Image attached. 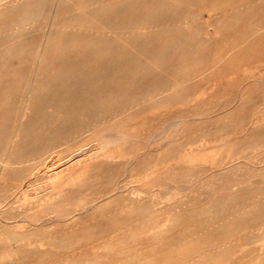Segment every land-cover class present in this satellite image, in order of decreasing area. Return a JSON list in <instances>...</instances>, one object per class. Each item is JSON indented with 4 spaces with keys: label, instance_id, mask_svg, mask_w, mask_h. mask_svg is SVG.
<instances>
[{
    "label": "rangeland",
    "instance_id": "obj_1",
    "mask_svg": "<svg viewBox=\"0 0 264 264\" xmlns=\"http://www.w3.org/2000/svg\"><path fill=\"white\" fill-rule=\"evenodd\" d=\"M52 1L44 0V15L39 21L32 22L34 31L26 36L24 48L19 54L9 59L2 55L4 50L0 53V134L2 118L7 116L8 111L13 113L10 119L12 123H16L18 119L20 121L23 106L34 89L33 80H21V77L27 72L35 73L38 68L36 58L41 55L38 47L46 43L52 28L51 21H45ZM115 1L117 0H92L91 4L103 3L111 6ZM143 1L146 5H151L153 11L144 17L141 26L130 33H108L100 28L103 22L91 23L88 20L81 21L80 25H84V28H77L75 31L68 26L59 27L57 43L51 49H57L60 60L46 70L51 79L60 80L64 75L57 74L61 61L70 59L77 51L81 55L82 52L88 54V36L103 43L116 41L117 38L127 39L129 43L138 40L146 42L143 44L146 47L137 49L138 46L136 48L131 44L133 49L126 47L119 54L111 51L107 56L98 57L89 64L82 74L85 77L90 73L95 75L98 71L104 73L105 68L113 65L120 55L129 58L124 71L116 74L113 79L106 80L105 84L101 83L103 80L95 81L97 83L94 80H90L91 83L77 80V85H82L75 89L77 86L72 80L63 78L59 92L56 93L61 96L67 88H74L70 94H82L80 99L75 98V103L84 100L82 98L87 94L88 98H101L105 102L102 112L117 119L122 129L130 132V137L123 138L116 127L95 132L90 141H94L96 153L106 156L115 153L118 157L115 159L122 161L136 158L128 166L126 163H102L104 168L110 169L108 185L96 180L95 176L86 184H76L73 187L71 185L57 200L50 198L52 192L57 190V183L65 180L64 177L68 175L77 181L74 174L69 173L73 171V166L67 159L77 151L76 143L80 140V134L78 132L70 140L60 139L50 145L42 144L38 155L25 160L17 171L1 177L0 169V228L3 225L12 230L17 228L25 231V235L32 240L56 235L63 241L75 231L84 234L85 241L77 248L65 247L58 253H46L47 257L55 258L59 262H65L67 257L83 259L89 254L98 257L102 254L104 244L112 246L118 243L125 245L127 250L118 252L116 256H127V260L133 255H139L138 260L176 255L175 261L179 264L264 262L261 257L264 255V0H232L226 5L217 4L218 8L214 9L213 15L225 16L230 21L229 29L221 33H216L211 25L207 27L208 31L204 28L198 31L197 27L198 22L210 18V9H205V6L208 7L214 0H166L164 7L158 9L161 10L158 15L153 12L156 10L155 4L161 0ZM2 2L12 9L11 12L0 15V42L5 48L6 45L16 48L23 44L19 39L20 30L9 23L19 13L20 7H15L18 0ZM77 11L72 10L73 16ZM88 27L90 29H86ZM192 27L193 31L190 30ZM184 31L188 33H183ZM203 33L210 40L202 41L199 36ZM115 34L117 37H113ZM149 39L152 40L150 44ZM180 39L183 42H179ZM171 42L177 46L168 55L169 58L157 68L150 66L149 61H156L163 46ZM71 44L78 46L71 49ZM5 67L8 68V74L4 73ZM155 85L156 90L153 87ZM49 89L45 87L41 94ZM137 89L142 92L137 93L136 97L134 93ZM99 92L101 97H97ZM154 107L156 110H152ZM59 109L64 111L61 107ZM140 112L144 116H140ZM172 122L176 130L173 129ZM169 124L171 125L167 127ZM106 139L110 144L107 142L108 146L104 147ZM117 141L120 143L117 144ZM2 150H6L3 144L0 145V155ZM189 150L190 154H187ZM213 154L217 155L216 158ZM55 159L64 168L65 176L53 174V163L57 162ZM154 161L158 166L159 176L155 182V206H152L148 189L150 166ZM140 186L146 191L143 192L144 204L139 216L150 220L153 224L151 226L134 227L112 223L105 227H85L71 226L65 221L50 222V215L55 214L50 213L52 211L63 217L73 216L67 209L69 205H78L80 208L95 201L99 205L111 206L112 217L121 218L128 215L120 213L126 207L114 204L111 199L120 193L130 203L133 201L132 190ZM245 204L254 208L252 215L247 212L229 213L234 208L242 210ZM22 216H27L28 220H24ZM22 222L26 223L22 225ZM98 232H105V235L94 236ZM135 250L139 253L136 254ZM33 254L37 255V252ZM227 258L230 260L225 261ZM134 262L136 261L131 260L123 264Z\"/></svg>",
    "mask_w": 264,
    "mask_h": 264
},
{
    "label": "bare ground",
    "instance_id": "obj_2",
    "mask_svg": "<svg viewBox=\"0 0 264 264\" xmlns=\"http://www.w3.org/2000/svg\"><path fill=\"white\" fill-rule=\"evenodd\" d=\"M229 2H232V0H214L211 5H208V7L206 5L205 9H207V10L210 9V16H209L210 18L208 20L206 19V20H202V21L198 22V25H199V26H197L198 31L199 30L201 31L202 28L207 30V27L209 25H211L212 28L213 29L215 28V30L217 31L216 33L226 32V30L229 29V27H230V21L225 16L213 15V13H214L213 11H214V9L218 8L217 4L221 3V5H222V3H223L224 5H226ZM91 3H92V0L91 1L90 0H86V1L85 0H80V1H77V0H53L51 2L50 12H49L48 16L45 17V21H47V20L51 21L52 28H51L50 36H49L48 40L46 41V43L44 45H40L38 47V50L41 53L40 57L36 58L38 68H37L35 73L27 72V73L23 74L21 77V80H33V82H34V89H32L30 97L28 98V100L26 101V103L23 106L24 111L21 113L22 118L20 119V121H18L19 120L18 119V120H16V123H12L10 119H12L11 116L13 115V113L11 111H8L9 113L7 114V116H4L2 118V134H0V145L3 144L4 147L6 148V150H2V154L0 155L1 177H4L5 175H7L8 173H11L13 171H17L19 165L22 164L25 160H29L32 157L37 156L42 144L44 145V143H45V145H50L55 140H60V139L70 140L72 137L77 136L78 132H79L80 140H78L76 143L77 144L76 145L77 151H74L67 159V162L72 164V166H73V169H72L73 171L71 170L72 172H69V173L74 174L73 177L75 176L77 181L73 180L71 178L72 176L70 177V175H68L66 177L65 176L66 173L64 174V168H62L61 164H59V161H57V159H55L57 162H54L55 160H52L54 162V163L52 162L54 165L52 167L54 170L53 174L59 175V176H62V175L65 176L64 177L65 180L60 181V182L58 181L59 183H57V185H56L57 190H54V192H52V194L50 193L51 194L50 198L57 199V200L59 199V197H61L62 195H64L67 192L66 190L71 185L73 187L76 184H80V185L86 184L91 180V178H93L95 176H96V180H100V181H102V183H105L108 185L109 175H110V173H108V171L110 169L107 170L106 168H104L105 166H103L102 163H104V162L117 163V164H125L126 163V166H128L127 164L133 162L134 159L136 158L135 157L134 159H128L127 161H122V159H115V158H118L117 155H115V153L110 154L109 156L108 155L107 156L106 155H100V154L96 153V150H95L96 146L93 143L94 141L93 142L90 141L91 135L94 134L95 132H101L102 130L108 129L109 127H116L117 129H119L117 131H119L120 135L123 138L124 137L125 138L130 137V134H129L130 132H127L125 129H122V125L120 124L119 121H117V119L113 118V116L108 117L109 114L107 112H102L103 108L105 107V102L103 103V100L101 98H99V99L88 98L89 96L87 94L82 98L84 100H79V103H75L76 99L77 98L80 99L82 94L81 95L80 94L79 95L78 94H76V95L70 94L69 92L74 88H71V87L67 88V91H65L63 94L61 93L62 94L61 96L56 95V93H57V91L59 92L58 88L61 86V84H62L61 80H63V78H64V80H72V82L74 84H76V86H77V87H75V89L80 88L79 86L82 85V84H80L78 86L77 80H82V82H83V80H87L90 83L92 80H94V83H97L95 81L99 80L101 82V80H103V82H101V83L105 84L106 80H111L116 76V74L122 73L124 71L126 65L128 64L129 58L124 57L123 55H120V58H117L112 63L113 65L110 64L108 67L105 68L104 73H100L98 71V73H96L95 75L90 73V74H87V76L85 77L82 74L84 73V70L88 68L89 64L91 62L95 61V59L98 57H102L104 55L107 56V54L110 53L111 51L114 54H119V51L121 49H126V47L132 48V47H130L131 44H134V46L136 48L138 46L137 49H140V47L142 48L145 46V45L143 46V44H146V42H144L143 40H138V41L129 43V41L127 39L117 38L116 41H118V42H116L114 40H110L108 42L103 43L100 40H96L95 38L92 39L91 37L88 36L87 37L88 39H86V48L88 50V54L85 55V53L82 52L83 55H81L77 51V53L72 55V57L70 59H64L63 61H61L62 63L59 66V70H58L57 74H61V75L64 74V75H63V77H61L60 80H58L57 78L55 80L51 79V77L47 76V73H46V70L48 69V67L55 65L57 62L59 63V60H60V57H59L60 54H58L57 49L54 48V50H52L54 44L57 43V33L59 31V27L64 25V26H68L70 29L75 31L77 28H84L83 27L84 25H80L81 21L88 20L91 23H94V21H96L98 23L103 22V23H101L100 28H102L103 31L108 32V33H113V32L114 33L119 32L120 34L121 33H130V31H134L139 26H141L142 20H144V17L147 16L151 11H153L151 9V5H146L143 0H117L111 6H107V4H103V3H97L99 5H94V3L93 4H91ZM166 3H167L166 0H161V2H159L158 4H155L156 10H154V12H153L154 15H158V13L161 11L158 9H160V8L162 9V7H164V5ZM206 3H207V1H206ZM15 7H17V8L20 7V10H18L19 13L15 15L16 18L12 22H10V23L8 22V23H9V25H12V27H15L16 29L20 30L19 39L22 40L21 42L23 44H20V46H17L16 48H13V47L6 45L7 48H5L3 43L0 42V53L2 50H4V51H2V52H4L2 55L8 57L9 59L16 56L17 54H19L20 50L22 48H24L26 36H29V34L34 31V29L32 28L34 23H32V22H36V21H39L40 19H42L44 12H45L46 5H45L44 0H18V3L16 4ZM11 9L12 8L10 6L8 7V4L6 5L2 2V0H0V15L5 14V13L7 14L8 12H11ZM53 10H54V12H53ZM72 10L73 11L78 10L77 12H75L74 16L72 14ZM52 12H53V15H52ZM185 17H186V15H185ZM187 17H188V15H187ZM195 17H198V16H195ZM177 21L180 23L179 19ZM195 22H197V21H195ZM3 23H5V22H3ZM176 26H179V24ZM85 27H87V26H85ZM86 29H90V27H88ZM190 30L193 31V27ZM185 32L186 31H184L183 33H185ZM186 33H188V32H186ZM113 37H117V35L115 34ZM182 38H185V37H182ZM199 38L202 41L210 40V37L206 33L205 34L203 33V35L199 36ZM150 39L148 40V44L152 43V40H150ZM179 42H183V40L180 39ZM195 42H196V40H195ZM174 44L175 43L172 44V42H171L169 45L163 46L162 50H160V54H159V57L157 58V60L156 61L150 60L149 65L151 64L150 66H152L154 68H157V66H160L161 65L160 63L167 60L169 58L168 55H170L172 53L173 49L176 48L175 46H177V44L176 45H174ZM76 46H78V45L77 44H71L70 47H71V49H73ZM80 46L82 47L84 45H80ZM50 50H52V52H50ZM135 53H137L136 50H135ZM215 54H216V52H215ZM130 55H132V54H130ZM160 72H163V70ZM4 73L8 74V68L7 67L4 68ZM136 78H137V76H136ZM174 82L176 83V80H174ZM177 84H179V83H177ZM155 86H153V87L156 90L157 86H156V88H155ZM45 87L50 88V89L48 92L42 93L44 95L43 96L41 94V91H43L45 89ZM153 87H152V89H153ZM211 88H213V85ZM140 91L142 92V90L137 89V91L134 93V95L137 97L138 94L140 93ZM149 91L152 92V90H149ZM60 92H62V90H60ZM40 94H41V96H38ZM99 95L97 97H101L102 94L99 92ZM139 99H141V97H139ZM146 99H148V98H146ZM149 99L154 100L153 97H149ZM172 101H174V100L172 99ZM193 101L194 100L192 99V102ZM71 102H73V104H71ZM139 104H141V102H139ZM181 105H182V103H181ZM60 107H61V109L63 108L64 111L60 110L59 109ZM173 108L174 107H172V109ZM152 110H156L155 107ZM141 113L142 112H140V114H139L140 116L143 115V113L142 114ZM131 115L129 117H131ZM139 115H137V116H139ZM134 116H136V115H134ZM115 117H119V116H115ZM191 120L192 119H190V121ZM196 120H197V118H196ZM185 122H187V121H185ZM170 125L171 124H169L167 127H169ZM172 125H173V122H172ZM176 126H178V125H176ZM174 127H173V129L176 130V127L175 128ZM178 129H179V127H178ZM114 131H116V130H114ZM224 131H225V129H224ZM157 132H158V127H157ZM150 133H152V132H150ZM260 133H263V132H260ZM161 135H162V133H161ZM173 136H174V131H173ZM99 137H97V138H99ZM101 137L103 139H105L104 136H101ZM133 137H135V136L133 135ZM152 137L154 138L155 136H152ZM246 137L247 136H245V138ZM102 138H100V139H102ZM100 139H99V141L102 142V140H100ZM126 140H129V139H126ZM136 140L139 142L142 141V140H138V139H136ZM146 140H145V142L148 141V140L147 141ZM107 142H108V139H106V143H105L104 147L108 146V143L110 141L108 143ZM118 143H120V141H117V144ZM142 143H144V141ZM142 145H144V144H142ZM135 147L137 148V146H135ZM150 147H152V146H150ZM143 148H144V146H143ZM248 148H250V147H248ZM104 149H106V148H104ZM115 149H117V148H115ZM134 150H135V148H134ZM190 150L187 152V154L190 152ZM185 151H187V149ZM219 151L220 150H218V152ZM131 152H132V150H131ZM218 152H217V155H218ZM228 152H230V151H228ZM117 153H119V152H117ZM202 153H203V151H202ZM152 154H154V153H152ZM182 154H184V152ZM215 155L213 154V157H215ZM180 156L182 157V155H180ZM185 156H187V155H185ZM195 156H194V158H195ZM154 157H155V155H154ZM181 157H180V160H181ZM208 157L210 158L211 155ZM176 160H178V159L176 158ZM182 160L184 161L185 159H182ZM206 160L207 159H205L204 161H206ZM188 161H189V159H188ZM212 161L213 160L211 158V162ZM189 162H191V161H189ZM194 162H195V160L192 163H194ZM48 166H50V165H48ZM150 169L151 170L149 171V173H150L151 179L149 182L150 188L148 189V192L150 194V197H151L150 200L151 201L149 200V202L152 204V206H155V204H154L155 203L154 195H155V191H156V183L155 182L159 176V169H158V166H157L155 161H154V163L151 164ZM148 170L149 169H147V171ZM198 170H200V168ZM146 176H147V174H146ZM134 180H135V178H134ZM136 180L138 181L137 177H136ZM142 180H144V179H142ZM132 183H134V181ZM31 187L32 186H30V189L32 190ZM50 188H51V186H50ZM104 190H106V189H104ZM145 191L146 190L142 186L132 190L131 194H132V200L133 201H130V203H127L126 199H124L122 194H120V193L117 194L113 199H111V201L113 200L114 204H118V205L126 207L123 210H120V213H128V215H125L121 218L112 217L113 212H112L111 206L99 205L95 201L89 205L81 206L80 208L78 207V205L77 206L76 205H74V206L69 205L67 207V209H68V211H70V214H73V216L67 215L66 217H63L59 213H57L56 211H52L50 213H55V214H53V215L51 214L49 219H50V222H52V223H56L59 221H65V223H68L71 226L80 225V226H85V227H95L97 225L105 227L106 225L108 226L112 223H114V224H120V223L128 224V225H132L134 227H139V226H144V225L151 226L152 223L150 220L144 219V218H142V216H139V211H141V208L144 204L142 196H143V194H145V193H143ZM206 191H208V190H206ZM22 194H24V192ZM28 195H30V194H28ZM48 197H49V195H48ZM26 199H28V197H26ZM44 202H45V200H44ZM106 204H108V203H106ZM39 205H41V204H39ZM37 208H38V206H37ZM253 210H254L253 207L250 208L249 204H245L242 207V210L239 208H234V209H232V212L230 210L229 213L233 214L236 212H240V213L247 212V213H251V215H252ZM46 216H48V214ZM22 218L24 220H28L27 216H22ZM24 223H26V222H24ZM24 223L22 222V225H24ZM18 224H19V222L17 223V225ZM164 224L166 225L167 222L163 223V225ZM20 226L21 225H19V227ZM166 227H164V228H166ZM19 229H21V228H19ZM151 229H152V227H151ZM25 234H26L25 231L17 230V228H16V230L15 229L12 230L10 227L4 226V225L2 228H0V264H123V263H128L131 260L136 261V262H134V264H179L177 261H175L177 259V258H175L176 255L174 257L167 255L165 257H160V258L154 257V258H150V259L145 258L142 260H138L139 255H133L132 257L129 258L130 260H127L128 259L127 256H126V258H123L122 256L121 257L119 256L120 258H118L116 256L118 252L121 253L122 250L126 252V250H127V249H125L126 248L125 245L121 246L120 243H118V242H117L118 244H114L112 246L104 244L102 246V249H101L102 254L98 257L94 256V255L92 256L91 254H89V255L83 257V259L82 258L80 259L77 257H67L65 262H62V261L59 262L55 258L47 257L46 253L50 252V251L52 253L53 252L58 253L59 250L65 248V247H69L70 249H75L80 244L84 243V241H85L84 234H80V233L75 231L74 233H72L70 236H68L63 241H61L60 238L56 235L53 237L47 236V238H45L46 236L45 237L42 236L41 238H38V239L36 238V240H32L30 238V236L28 237ZM104 235H105V232H98L97 235H94V236L100 237V236H104ZM33 252H37V255L33 254ZM135 252H137V251L135 250ZM138 253L139 252H137L136 254H138ZM261 257L264 258V255H261ZM229 260L230 259L227 258L225 261H229ZM254 264H264V262L261 261V262L254 263Z\"/></svg>",
    "mask_w": 264,
    "mask_h": 264
}]
</instances>
